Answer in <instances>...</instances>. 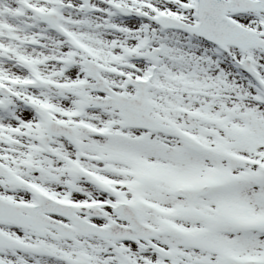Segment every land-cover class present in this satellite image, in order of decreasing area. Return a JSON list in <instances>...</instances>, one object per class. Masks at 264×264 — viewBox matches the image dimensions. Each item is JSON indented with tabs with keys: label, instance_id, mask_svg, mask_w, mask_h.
Masks as SVG:
<instances>
[{
	"label": "snow or ice",
	"instance_id": "snow-or-ice-1",
	"mask_svg": "<svg viewBox=\"0 0 264 264\" xmlns=\"http://www.w3.org/2000/svg\"><path fill=\"white\" fill-rule=\"evenodd\" d=\"M0 264H264V0H0Z\"/></svg>",
	"mask_w": 264,
	"mask_h": 264
}]
</instances>
